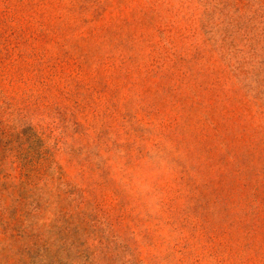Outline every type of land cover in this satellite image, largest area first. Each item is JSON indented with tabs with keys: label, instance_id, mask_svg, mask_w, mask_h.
I'll use <instances>...</instances> for the list:
<instances>
[{
	"label": "rangeland",
	"instance_id": "rangeland-1",
	"mask_svg": "<svg viewBox=\"0 0 264 264\" xmlns=\"http://www.w3.org/2000/svg\"><path fill=\"white\" fill-rule=\"evenodd\" d=\"M0 264H264V0H0Z\"/></svg>",
	"mask_w": 264,
	"mask_h": 264
}]
</instances>
